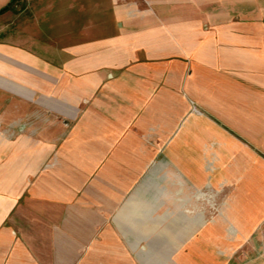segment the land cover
<instances>
[{"label": "crops", "instance_id": "0c3cea01", "mask_svg": "<svg viewBox=\"0 0 264 264\" xmlns=\"http://www.w3.org/2000/svg\"><path fill=\"white\" fill-rule=\"evenodd\" d=\"M4 124L0 264H264V0H0Z\"/></svg>", "mask_w": 264, "mask_h": 264}, {"label": "rangeland", "instance_id": "374dc122", "mask_svg": "<svg viewBox=\"0 0 264 264\" xmlns=\"http://www.w3.org/2000/svg\"><path fill=\"white\" fill-rule=\"evenodd\" d=\"M18 103H20V104H18ZM16 102V104H10V106H12V107H17V108H19V110H14V112H16V114L18 113V114H20L22 111H23V108H21V102ZM7 104V103H6ZM21 115V114H20ZM12 117H15V114L14 113H12L11 114V118ZM6 121H8V120H6ZM5 125L6 124H4V126H1L0 125V127H3V128H5ZM4 133H6V134H10L11 132H9L8 130L7 131H3Z\"/></svg>", "mask_w": 264, "mask_h": 264}]
</instances>
